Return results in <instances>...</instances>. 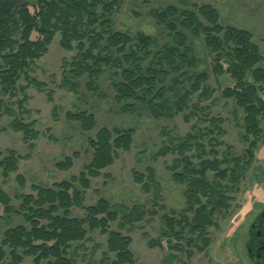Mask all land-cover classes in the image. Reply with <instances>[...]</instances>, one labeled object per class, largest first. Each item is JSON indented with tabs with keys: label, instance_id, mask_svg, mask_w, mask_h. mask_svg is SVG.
<instances>
[{
	"label": "trees",
	"instance_id": "trees-1",
	"mask_svg": "<svg viewBox=\"0 0 264 264\" xmlns=\"http://www.w3.org/2000/svg\"><path fill=\"white\" fill-rule=\"evenodd\" d=\"M185 3L188 6L184 10L168 8L153 13L171 42L161 46L153 37H132L114 29L112 17L119 0H40L33 13L19 0H0V114L13 119L12 128L23 134L25 143L32 144L37 139L35 123L25 124L8 102L16 99L19 81L29 76L31 67L48 53L54 38L61 34L63 49L76 51L71 63L64 62V89L77 93L84 86L90 95L102 98L105 93L101 82L107 76L114 101L126 111H134L140 105L156 120L183 115L185 122L192 124L191 132L177 145L164 148L156 158L176 156L169 170L174 181L187 188L186 210L169 211L163 216L166 245L151 240L149 247H166L171 252L193 256L194 251L204 252L210 245L209 230L218 226L215 216L231 210L241 183L255 163L259 142H264V70L258 67L263 56L252 34L223 27L217 11L209 5L190 8ZM14 17L20 29L18 39L9 37ZM189 33L204 37L207 50L215 56L212 73L217 81L228 74L236 82L233 88L222 91L220 99L209 84V74L198 70L199 59L190 45ZM34 34L38 35L36 40ZM249 76L253 83L247 82ZM53 97L50 92L51 102ZM231 99L245 113L244 139L249 142L254 138L239 157L233 156L223 141L227 135L224 120L213 117L210 108L206 109L208 116L203 117L199 109L205 102L214 107L220 106L221 100ZM67 118L80 124L85 134L98 131L94 139H88L92 160L84 172L70 181L52 188L34 186L33 194L19 197L18 209L10 196L0 190V220L4 219L10 227L0 242V264L8 258L12 264H22L25 258H33L34 264H78L79 252L87 251L86 245L92 241L89 235L96 232L109 237L105 260L112 255V264H137L131 249L133 240L122 232L128 227L134 229L157 212L149 214L133 207L124 213L125 206L112 205L104 199L87 207L84 197L92 180L112 167L120 152L131 150L135 131L99 129L96 115L89 112L69 113ZM223 148L227 150L222 151ZM21 161L14 151L6 156L0 153V172L8 178L18 171ZM73 167L71 158L57 164L63 172ZM147 173V177L136 174L135 182L146 194L154 191L156 199L161 200L162 189L155 171L148 168ZM209 173L216 175V181L208 180ZM18 180L24 188V178ZM203 199L207 201L204 203ZM75 209L84 211L85 217L74 218ZM160 209L167 211L165 206ZM17 218L23 224L13 227ZM116 223L118 231H112ZM74 245L78 246L75 250Z\"/></svg>",
	"mask_w": 264,
	"mask_h": 264
},
{
	"label": "rangeland",
	"instance_id": "rangeland-1",
	"mask_svg": "<svg viewBox=\"0 0 264 264\" xmlns=\"http://www.w3.org/2000/svg\"><path fill=\"white\" fill-rule=\"evenodd\" d=\"M39 1L19 0V3L27 5L33 13ZM186 1L190 8L193 5H209L217 11L223 27L252 34L253 42L260 48L263 56V62L258 67L264 70V0H119L117 11L112 17L114 29L132 37L144 34L158 40L161 46L169 45L171 42L167 38V30L157 24L153 13L164 12L168 8L184 10L188 6ZM16 25L17 18L14 17L9 37L18 39L20 29ZM37 38L38 35L34 34L33 39ZM189 38L199 59V72L209 74V84L217 90L216 98L220 99L222 91L233 88L236 82L228 74L218 82L212 73L215 56L207 50L204 37L197 38L189 33ZM75 56L76 51L68 52L63 49L61 34H57L48 48V53L31 67L28 77L25 76L19 81L16 99L8 102L9 106L13 105L16 117L25 124L35 123L34 130L38 137L32 144L25 143L23 134L13 130L12 118L6 113L0 114V153L6 156L8 152L14 151L22 158L18 171L10 174L8 178L0 172V190L10 196L13 206L18 209L21 206L19 197L33 194L34 186L52 188L55 184L70 181L84 172L93 155L88 139H94L98 131L85 134L80 124L69 121L67 115L89 112L96 115L99 129L107 127L110 130L135 131L131 150L120 152L115 164L103 171L100 178L92 180L91 188L84 193V197L87 207L104 199L112 205L125 206L124 213L132 211L133 207H140L149 214L157 212V215L152 214L143 222L137 223L134 229L128 227L122 232L133 240L131 249L137 264H250L244 245L253 218L264 209V142H259L255 163L241 183L240 193L235 195L236 201L232 203L231 210L215 216L218 226L209 230L211 243L204 252L194 251V255L190 256L171 252L166 247L152 249L149 247L151 240L161 241L166 245L162 217L169 211H185L187 204L186 186L176 183L169 170L176 156L156 157L164 148L183 141L191 132L192 124H187L183 115L171 120H156L140 105L134 111H126L114 101L107 76L101 82L102 91L105 93L102 98L90 95L84 86L77 93L64 89V62L71 63ZM252 81L250 76L247 77V82L253 83ZM38 84L45 87L41 89ZM50 92L54 96L52 102L49 100ZM18 102L23 104H17ZM207 108L211 109L213 117L224 120L223 128L227 135L223 141L231 148L232 155L243 156L254 141L253 137L249 142L244 139V111L237 106L234 99L221 100L220 106L213 107L211 102L199 105L203 117L208 116ZM261 128L264 129V121ZM226 150L227 148L222 149ZM67 158L73 159L74 167L67 172L58 170L57 164ZM148 168L156 173L157 182L162 189L161 200L156 199L154 191L146 194L142 186L135 182L136 174L147 177ZM215 176L209 173L208 180L216 181ZM19 177L25 180L24 188L18 180ZM202 201L205 203L207 200ZM162 206L167 211H162ZM72 215L74 218H84L85 212L75 209ZM189 216L192 217L193 214ZM18 224H23V220L17 218L12 226L16 227ZM9 228L4 219L0 220V242ZM112 231H118V223L112 226ZM89 237L92 241L86 245V252H79L77 263L112 264L114 256L111 255L109 260L104 259L109 237L102 236L100 232L90 234ZM77 247L74 245V250ZM96 247L100 249L96 250ZM2 264H12L11 259L8 258ZM22 264H34V260L25 258Z\"/></svg>",
	"mask_w": 264,
	"mask_h": 264
},
{
	"label": "flooded vegetation",
	"instance_id": "flooded-vegetation-1",
	"mask_svg": "<svg viewBox=\"0 0 264 264\" xmlns=\"http://www.w3.org/2000/svg\"><path fill=\"white\" fill-rule=\"evenodd\" d=\"M244 251L250 264H264V209L253 218Z\"/></svg>",
	"mask_w": 264,
	"mask_h": 264
},
{
	"label": "crops",
	"instance_id": "crops-1",
	"mask_svg": "<svg viewBox=\"0 0 264 264\" xmlns=\"http://www.w3.org/2000/svg\"><path fill=\"white\" fill-rule=\"evenodd\" d=\"M261 149H262V148H261ZM262 156H263V159H264V150H263V155H262Z\"/></svg>",
	"mask_w": 264,
	"mask_h": 264
}]
</instances>
